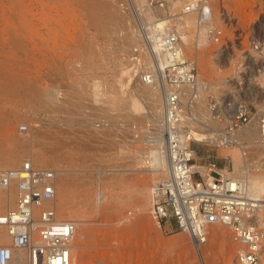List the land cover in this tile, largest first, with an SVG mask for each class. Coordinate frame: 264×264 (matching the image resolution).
<instances>
[{"label":"rangeland","instance_id":"1","mask_svg":"<svg viewBox=\"0 0 264 264\" xmlns=\"http://www.w3.org/2000/svg\"><path fill=\"white\" fill-rule=\"evenodd\" d=\"M38 1L47 2L0 0V215L14 205L7 198L15 195L5 185L4 172L31 160L35 166L57 172L58 216L77 224L73 264H201L199 252L206 264H235L236 247L226 227H210L208 241L198 247L185 233L165 236L153 220L151 188L167 176L168 169L164 165L163 170L154 160L164 155L156 136L162 130L163 115L157 121L152 117L150 102L138 89L144 86L141 74L153 66L145 64V59L152 57L147 37L170 23L185 37V52L197 61L201 82L210 86L203 103L206 114H200L208 125L221 127L214 122L208 105L211 99L232 92L231 78L243 82L253 116L240 130L249 125L264 130V121L258 118L264 114V75L255 66L256 54L252 52L254 43L264 46V0H208L209 20L204 24L198 12L184 14L190 0H58L59 10L74 17L61 21L52 34L44 32L45 44L50 45H45L44 58L38 53ZM189 15L196 18L191 26L185 22L192 18ZM162 22L165 25H157ZM112 23L120 26L116 34L109 30ZM214 26L223 31L219 44L206 35ZM128 32L134 37L132 44L124 40ZM263 65H259L261 69ZM73 86H77L75 93ZM40 87L56 89L57 111L34 98ZM84 91L91 94L87 95L90 99L81 94ZM76 92L84 98L80 94L79 100L73 98ZM128 96L144 109L119 111L110 106L108 98L119 97L125 102ZM68 99L85 105L80 117L65 112L70 108ZM157 104L163 107V97ZM158 120L160 128L154 125ZM21 125H27L28 130L20 131ZM221 125L224 128L227 123ZM193 147L199 165L208 164L211 155L222 174L229 173L224 171L229 163L235 174L244 176L243 154L237 147L226 150L201 142ZM244 153L251 177H263L264 149L246 147ZM62 201L68 205L67 214L61 212ZM213 229H218L219 238L213 237ZM9 242L6 229L0 227V246Z\"/></svg>","mask_w":264,"mask_h":264},{"label":"built area","instance_id":"2","mask_svg":"<svg viewBox=\"0 0 264 264\" xmlns=\"http://www.w3.org/2000/svg\"><path fill=\"white\" fill-rule=\"evenodd\" d=\"M207 1L190 0L184 14L201 13L200 23L204 24L209 20ZM206 35L219 44L223 31L214 26ZM148 43L151 48L153 43L158 45L153 54L165 57V62L143 72L142 82L152 85L161 81L165 88H172L164 91L163 99L167 176L152 187L153 220L165 236L185 233L199 247L208 241L210 227H226L236 247L235 264H264V191L254 194L247 185L222 174L211 155L208 164L197 162L193 143L198 142L192 132L200 122L193 113L194 100L183 103L180 93L183 88H202L197 61L188 58L173 25L156 32ZM253 47V61L260 71L264 46L254 43ZM215 55L222 56V52ZM228 82L233 85L232 92L222 99H211L208 105L213 120L221 126L211 128L213 136L235 132L253 117L243 82L231 78ZM221 122L227 125L223 128ZM27 130V125L20 126V131ZM207 145L220 147L221 143ZM57 178L54 169L35 166L31 160L4 172L5 185L14 190L17 199L0 215V226L10 240L0 246V264H73L77 224L58 216Z\"/></svg>","mask_w":264,"mask_h":264},{"label":"bare ground","instance_id":"3","mask_svg":"<svg viewBox=\"0 0 264 264\" xmlns=\"http://www.w3.org/2000/svg\"><path fill=\"white\" fill-rule=\"evenodd\" d=\"M47 2L46 3H40L39 1H38V5L36 6L37 8H36V20H37V23H38V32H39V48H38V53H39V55L41 56V57H43L44 58V55H45V40H44V32L46 31L47 32V34H52V32H54L56 29H55V26L57 27H61L60 25H59V23L61 22V21H66V20H68V19H70V18H72V17H74V14L73 13H69V12H67V11H60L59 10V8H58V5H59V1L58 0H46ZM41 2H43V1H41ZM61 4V3H60ZM97 6V5H96ZM67 8V7H66ZM65 8V9H66ZM115 12V11H114ZM196 13L197 12H194V13H192V14H190V15H196ZM77 14H75V16H76ZM79 15V14H78ZM121 15V14H120ZM189 15V16H190ZM199 15V14H198ZM200 15H201V13H200ZM190 17H192V16H190ZM117 19V18H116ZM117 20H119V19H117ZM195 20H196V18L193 16L192 18H189V20L187 19V20H185V22H186V24H187V26H191V25H193V23H196L195 22ZM172 20H170L169 22H171ZM109 23V22H108ZM120 24V23H119ZM106 25H108V24H106ZM110 25V24H109ZM121 25V24H120ZM158 26H163V25H165L164 24V22H162V23H160V24H157ZM67 26H68V24H67ZM167 26H171V24L170 23H168L165 27H162V28H160V29H156L157 31H153L152 33H149V34H153L152 36H149V37H147V41H152V38H153V36L155 35V33L156 32H159V31H161V30H164ZM105 26H103V28H104ZM120 27V26H119ZM119 27H117V25H115V23H112V28H110L109 30H110V32H112V33H117V31H119ZM100 28V27H99ZM106 28V27H105ZM104 30V29H103ZM106 30V29H105ZM120 30H121V28H120ZM159 30V31H158ZM176 30L178 31V33L180 34V36L182 37V35H181V33L179 32V30L176 28ZM57 31V30H56ZM45 32V33H46ZM131 32V31H130ZM130 32H128L127 34H126V36L124 37V40H126L129 44H132L135 40H134V37H133V35H132V33H130ZM109 33V32H108ZM59 34V33H58ZM70 34V33H69ZM54 35V34H53ZM52 36V35H51ZM72 36V35H71ZM51 38V37H50ZM53 38V37H52ZM149 39V40H148ZM182 39L183 40H185V37L183 36L182 37ZM53 41V40H52ZM49 42V41H48ZM48 44V43H47ZM199 44H201V42L199 43ZM50 46V45H49ZM49 46H47L46 45V48L47 47H49ZM49 49V48H48ZM158 51V45L156 44V43H153L152 44V48H151V54H152V57H147L146 59H145V64L146 65H151L152 63H153V66L151 67V66H149V67H151L150 68V70L149 71H152V70H154V68L156 67V66H158L160 63L161 64H163L164 62H165V57H163V56H161L160 54H159V57L157 56V57H155L154 56V54L153 53H156ZM252 52H254V50H252ZM255 53V52H254ZM47 54V53H46ZM42 58V59H43ZM54 59V58H53ZM152 59V60H151ZM224 59V58H223ZM131 64V63H130ZM50 67H51V65H50ZM147 67V66H146ZM263 67H264V65H263ZM127 68H128V66H127ZM123 69V68H122ZM146 69V68H145ZM149 69V68H148ZM261 73H263V75H264V69H261V71H260ZM126 73H127V75L129 74V70H127L126 71ZM133 73V72H132ZM51 74V73H50ZM160 75V74H159ZM45 77V76H44ZM43 77V78H44ZM52 77H53V75L50 77L51 78V80H53L52 79ZM131 77V75H129L128 76V78H130ZM260 77H262V74H261V76ZM260 77H258V78H260ZM41 78H42V76H41ZM49 78V77H48ZM47 78V80H50V78L48 79ZM54 78V77H53ZM264 78V77H263ZM131 79H133V78H131ZM50 80V81H51ZM39 81V80H38ZM80 81V80H79ZM79 81H78V86L80 85L79 84ZM83 81V80H82ZM130 81V80H129ZM52 82V81H51ZM85 82V81H84ZM43 83V82H42ZM141 83L142 84H144V86H141L139 89H138V92L141 94V95H143V98L145 99H147L149 102H150V107H149V109H150V114L152 115V117H155L156 118V121H157V119H161L162 118V115L164 114V106L162 107V108H160V106L157 104L158 102H160V99H162V97H163V99H164V91H166V90H172V88L171 87H169V86H167L166 88L163 86V84L161 83V81H160V83H155V84H152V85H147V84H145V83H143L142 82V80H141ZM141 84V85H142ZM56 85V84H55ZM58 85V84H57ZM123 85V84H122ZM129 85V84H128ZM80 87H81V85H80ZM79 87V88H80ZM113 87V86H112ZM139 87V86H138ZM200 87H202V88H200V89H193V88H183V89H181L180 90V93H181V97H182V101L184 102V100H186L185 98L187 97V96H189L190 98L189 99H193L194 100V108H193V113L194 114H198L199 116H197L198 117V120H199V122L200 123H198L199 124V126L196 128V130H193V132H192V137H193V140H195L196 142H198V143H215V144H218V143H221V145H220V147H222V148H224V149H228V147L229 146H231V147H237L241 152H242V154H243V161H244V164H245V166H244V169H243V171H244V176H241V175H239V174H235V172H233V170L231 169V167H230V165H229V163L226 165V167H225V169H224V171H228L229 173L228 174H226L225 176H227V177H229V178H234V180L235 181H239L240 183H241V185H247L249 188H250V190L254 193V194H260V193H263V191H264V176L263 177H260V178H253V177H251V175H250V173H249V169H248V161H249V159H248V157H246V153H244V151H246V147L248 148V147H252L253 146V148L254 149H256V148H260V147H262L263 149H264V130H263V128H260V129H258V128H254V125H253V127H251V125H249L248 126V128H246V129H244V130H240V128H239V131H237L236 130V132H232V133H228V134H223V135H220V136H213L212 135V133L213 132H211V128L212 127H210L209 125H208V121L206 122L205 121V117L204 118H202L201 117V115L200 114H206L205 113V110H206V107L204 106V102H206V99H207V96H208V87H210V86H206L205 85V83L204 82H202L201 84H200ZM57 88V87H56ZM75 88H77V86L75 87ZM74 88V86L72 87V91L75 89ZM82 88H84V86L82 87ZM81 88V89H82ZM213 88V87H212ZM253 88V87H252ZM52 89H53V87H52ZM113 89H114V87H113ZM36 92H35V97L34 98H36L38 101L37 102H40V104L41 105H44V107H45V104H48V106H49V108H52V109H54V104L56 103V101H57V99H58V97H57V92H56V89L55 90H51V89H43V88H36ZM215 90V89H214ZM78 91H80L79 89H78ZM92 91V90H91ZM95 91H97L96 89H95ZM99 91V90H98ZM216 91V90H215ZM59 92V91H58ZM74 93H75V91H73ZM82 92V91H81ZM85 92V91H84ZM112 92V91H111ZM34 93V92H33ZM72 93V92H71ZM70 93V94H71ZM76 93H78V92H76ZM91 93V92H90ZM80 94V92L78 93V94H73V98H76L75 96H77V95H79ZM81 94H84V96H86L87 97V95H90L91 96V94H87V92H85V93H81ZM80 94V97L82 96ZM86 94V95H85ZM114 94V93H113ZM93 95V94H92ZM62 96V95H61ZM84 96L83 97H81V98H84ZM90 96H88L86 99H88ZM95 96H98L97 95V93L95 94ZM94 96V97H95ZM112 96V95H111ZM114 96V95H113ZM133 96V95H132ZM131 96V97H132ZM135 96V95H134ZM71 97H72V94H71ZM78 97L79 96H77V98L76 99H78ZM93 97V98H94ZM108 97V96H107ZM120 97V96H119ZM119 97H117V98H119ZM129 98V96H128V98L129 99H125L124 98V101L125 102H123L122 100H120V98L119 99H117L116 97H110V99L108 98V100H110V106H112L113 108L114 107H116L117 108V110H119V109H127V110H130V111H132V112H138V111H140V110H143L144 108L140 105V103L135 99V98ZM32 98V97H31ZM72 99V98H71ZM71 99H70V101H69V99H68V103H69V106H70V108H69V110L67 111H65V112H67V114H68V112L71 114V115H73V117H76V116H74V114L76 113H79V112H81L82 111V109L85 107V105L82 107V105L81 104H79L80 106H78L77 105V103H78V101L77 102H75V101H71ZM86 99L84 100V101H86ZM90 99V98H89ZM97 99V98H96ZM122 99V98H121ZM189 99H188V101H189ZM63 100H65V99H63ZM79 100V99H78ZM81 100V99H80ZM93 100V99H92ZM95 100V99H94ZM36 101V100H35ZM59 101L60 100H58V103H59ZM64 102V101H63ZM80 103H82V104H84L83 103V101L81 102V101H79ZM147 102V101H146ZM62 103V102H61ZM106 103H108L107 104V106H109V102L107 101ZM62 104H64V103H62ZM40 105V106H41ZM57 106V105H56ZM60 107H61V105H59ZM58 106V107H59ZM44 107L42 108V109H44ZM48 108V107H47ZM46 108V109H47ZM48 108V109H49ZM62 108V107H61ZM61 108H59V109H61ZM66 108V107H65ZM143 108V109H142ZM48 109L46 110V111H48ZM56 109H57V107H56ZM56 109H54V110H56ZM64 108H62L60 111H62ZM106 108L104 107V110H105ZM148 109V110H149ZM76 110V111H75ZM78 110V111H77ZM104 110H103V112H104ZM49 111H51V110H49ZM57 111V110H56ZM120 111V110H119ZM52 112V111H51ZM83 112H84V110H83ZM106 112V111H105ZM53 113V112H52ZM58 113V112H57ZM131 113V112H130ZM50 114V113H49ZM53 114H55V113H53ZM66 114V113H65ZM66 114V115H67ZM69 114V115H70ZM81 114H82V112H81ZM80 113L78 114V116L79 115H81ZM96 115V114H95ZM121 115V114H120ZM119 116V115H118ZM118 116H116V117H118ZM68 117V116H67ZM80 117V116H79ZM82 117V116H81ZM70 118V117H69ZM68 118V119H69ZM213 118V117H212ZM211 118V119H212ZM258 118H261L263 121H264V114L263 115H261L260 117H258ZM73 119V118H72ZM81 119V118H80ZM257 119V118H256ZM76 120V119H75ZM158 120V121H159ZM214 122H216V121H214ZM156 123V122H155ZM154 123V125H156L157 126V128H158V126H159V128H160V123H161V121H159L158 122V125H157V123L155 124ZM264 125V124H263ZM162 126V125H161ZM213 129V128H212ZM159 133H156V136H157V138H158V140H157V145H159V147H160V145L161 146H163V150H161V152H160V154L161 153H164V155H165V149H164V143H163V138H162V130H159L158 131ZM154 139V138H153ZM226 141V142H225ZM155 144H156V142H155ZM251 145V146H250ZM154 146V145H153ZM256 147V148H255ZM153 148H156L157 149V147L155 146V147H153ZM161 148V147H160ZM230 148V147H229ZM152 150V149H151ZM157 151V150H156ZM158 152V151H157ZM154 153V152H153ZM156 153V152H155ZM151 155V154H150ZM154 154H152L151 156H153ZM157 155H159V154H157ZM164 155H160L159 157H160V159H159V157H155V159L152 157V158H149L147 161L149 162V163H151V161L152 160H150V159H154L155 161H159V162H156L157 163V165H158V163H159V166L162 168L164 165L166 166L167 165V168H168V161H167V157L166 156H164ZM150 156V157H151ZM155 156V155H154ZM166 157V158H165ZM157 158V159H156ZM159 159V160H158ZM26 161V160H25ZM139 161V160H138ZM144 161V160H143ZM228 161L230 162V161H232V158L231 157H229L228 156ZM24 162V161H23ZM22 162V163H23ZM139 162H141V161H139ZM147 162V163H148ZM143 163V162H142ZM154 165V164H153ZM152 165V166H153ZM155 166V165H154ZM160 167H158L159 168V170H160ZM158 168H157V170H158ZM163 170H164V168H162ZM156 170V171H157ZM159 170L157 171L158 173H159ZM153 171V170H152ZM162 173V172H161ZM222 173H224V172H222ZM167 174V173H166ZM162 176V175H161ZM244 178V179H243ZM151 191H152V188H151ZM142 193H143V191H141ZM137 194V193H136ZM16 195H14V194H12V195H10L8 198H7V200H8V203H11V204H14L15 203V201H16ZM61 207H62V209H61V212L63 213V214H67L68 212H69V209H68V205L64 202L63 203V201H62V204H61ZM62 214V215H63ZM72 215V214H71ZM1 227V226H0ZM225 228V227H224ZM214 230V229H213ZM218 229H216V230H214V231H212V235H213V237H215V238H219V232L217 231ZM194 244V243H193ZM196 245V244H195ZM196 246H198V245H196ZM199 247V246H198ZM197 250V249H196ZM201 251V250H200ZM197 254H198V251H197ZM199 259H200V262H201V264H206L205 263V257H204V255L201 253V252H199Z\"/></svg>","mask_w":264,"mask_h":264},{"label":"crops","instance_id":"4","mask_svg":"<svg viewBox=\"0 0 264 264\" xmlns=\"http://www.w3.org/2000/svg\"><path fill=\"white\" fill-rule=\"evenodd\" d=\"M223 169V168H222Z\"/></svg>","mask_w":264,"mask_h":264}]
</instances>
